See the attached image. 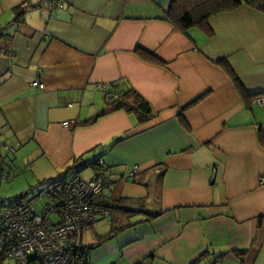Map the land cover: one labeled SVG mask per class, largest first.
<instances>
[{
    "label": "crops",
    "instance_id": "crops-1",
    "mask_svg": "<svg viewBox=\"0 0 264 264\" xmlns=\"http://www.w3.org/2000/svg\"><path fill=\"white\" fill-rule=\"evenodd\" d=\"M173 1L0 0V156L27 151L56 173L102 159L111 181L124 169L156 187L150 205L105 191L146 207L97 236L90 264H264V107L251 98L264 93V14L243 5L184 33L162 19ZM117 83L156 119L96 121L100 85Z\"/></svg>",
    "mask_w": 264,
    "mask_h": 264
},
{
    "label": "built area",
    "instance_id": "built-area-1",
    "mask_svg": "<svg viewBox=\"0 0 264 264\" xmlns=\"http://www.w3.org/2000/svg\"><path fill=\"white\" fill-rule=\"evenodd\" d=\"M64 0H57L54 8H63ZM40 87L37 82L34 84ZM110 85H100L106 93ZM264 107V96L254 101ZM69 122L64 126H69ZM104 161H99L93 180L78 175L65 181H53L38 197L15 205H1L0 233L7 258L17 264H90L84 246V233L111 217V212L97 203V199L112 183ZM135 167L131 177H135ZM48 202L44 214H38L35 204ZM51 205H50V204ZM217 261L215 264H219Z\"/></svg>",
    "mask_w": 264,
    "mask_h": 264
},
{
    "label": "trees",
    "instance_id": "trees-1",
    "mask_svg": "<svg viewBox=\"0 0 264 264\" xmlns=\"http://www.w3.org/2000/svg\"><path fill=\"white\" fill-rule=\"evenodd\" d=\"M57 0H52V6L54 8V3ZM246 5L262 14H264V0H174L169 8L165 11V16L162 18L164 21L169 22L172 25H175L184 33H188L191 29L201 26L203 24L208 25L209 18L218 14L233 12L237 10L239 7ZM22 15V14H20ZM18 20V19H17ZM8 38V35L0 33V42L2 39ZM1 51V50H0ZM153 56V55H152ZM150 56V57H152ZM153 56L152 58H154ZM227 64L225 61L220 64ZM232 69H228L229 74H231L235 84L240 89L242 88V84L235 73H233ZM264 96V93L253 95L251 98L254 101L258 98ZM104 97L106 99L107 105L101 110V112L97 115L95 120H99L100 118L106 117L114 112L125 111L130 116L134 117L137 121V124L142 125L146 124L153 119H156L157 115L153 111L151 105L142 97L136 90L133 88H129L125 83H117L111 84L110 88L106 93H104ZM194 105V104H193ZM191 105L190 107H192ZM256 105V104H254ZM259 106V105H257ZM126 137H119L114 140L110 145H108V150H111L114 146L124 142ZM105 154V153H104ZM103 156V155H102ZM83 160V158L81 159ZM102 159L89 160L80 164L77 163L74 166L70 167L64 174H61L58 178L53 181H65L70 179L71 177L68 174L71 171L77 170H87L88 168H93L94 166H99V161ZM79 168V169H78ZM102 168L107 173V177L111 176L109 171L105 167V164ZM78 175V174H77ZM75 176V175H74ZM112 177V176H111ZM49 182L47 185L43 187L40 193L45 189L46 186L52 184ZM35 195L38 197L40 195ZM105 192L97 199V203L102 207L106 208L111 212V217L109 220L111 221V235L108 236L104 241L110 240L114 238L117 234L123 232L124 230L132 227L133 225L130 223L131 218L135 212V207H146V199H122L120 201H114L109 196L104 195ZM34 197V198H35ZM25 198V194L21 196V198L14 203L6 204L5 201L1 200L0 204H6L8 206L15 205L21 201H29L23 199ZM33 199V198H32ZM31 200V199H30ZM49 202V201H48ZM46 201L43 209L38 211V214H44V210L46 209V205H48ZM50 204V203H49ZM51 205V204H50ZM1 212V205H0ZM148 220L155 219L160 216V213L151 214L149 212ZM103 241L93 244L89 247H86L87 255L92 251L97 250ZM237 256L243 259L245 254L248 252L247 249L244 250H233ZM6 248L2 244V236L0 233V263H3L7 258ZM89 256V255H88ZM89 258V257H88Z\"/></svg>",
    "mask_w": 264,
    "mask_h": 264
},
{
    "label": "rangeland",
    "instance_id": "rangeland-1",
    "mask_svg": "<svg viewBox=\"0 0 264 264\" xmlns=\"http://www.w3.org/2000/svg\"><path fill=\"white\" fill-rule=\"evenodd\" d=\"M71 125V123H69ZM65 126V127H70ZM27 151L21 153L4 152L3 156H0V201H5L6 204L14 203L19 200L22 195L25 194V200H30L38 195L45 185L59 175L64 174L68 167L61 168L58 173L55 170L58 166L55 163L49 165L42 164L44 161L33 162L24 159L27 157ZM79 169V168H78ZM93 169V168H92ZM88 168L87 170H75L71 171L68 176L74 175L80 176L86 181L94 179V170ZM124 169L120 171V175L117 178H113L111 181V189H107L109 194H112L115 198L125 197H149L147 198V204L150 205L156 200L154 194H156V187H151L148 182L146 185H139L135 183L133 179L127 177L122 178ZM58 176V177H57ZM148 181L149 178L146 177ZM159 188V187H158ZM151 198V199H150ZM46 203L45 199H41L35 204V208L41 212ZM1 217V212H0ZM111 220V219H110ZM110 220L106 219L98 222L95 225V230H87L84 233V246H88L94 243L98 235L104 234L110 230ZM1 228V227H0ZM0 264H17L14 260L6 258L3 263Z\"/></svg>",
    "mask_w": 264,
    "mask_h": 264
}]
</instances>
